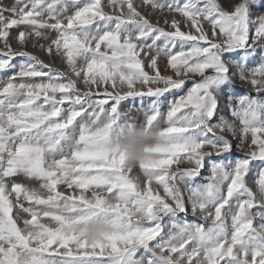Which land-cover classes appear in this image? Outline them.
I'll use <instances>...</instances> for the list:
<instances>
[{
	"label": "snow or ice",
	"instance_id": "6c2138e0",
	"mask_svg": "<svg viewBox=\"0 0 264 264\" xmlns=\"http://www.w3.org/2000/svg\"><path fill=\"white\" fill-rule=\"evenodd\" d=\"M16 4L0 8V72L11 73L0 81V264H264V167L258 191L245 179L253 162L264 166V49L248 67L264 45V15L250 11L257 0L232 11L218 0ZM141 7L170 15L171 30ZM45 33L55 35L32 47L66 70L23 50ZM237 52L238 61L225 58ZM236 80L257 95H227L229 116L217 120ZM175 89L184 94L162 111ZM145 97L144 123L122 120V102ZM229 136L247 154L212 163L208 182L196 185L206 157L231 152ZM189 211L206 223L179 219Z\"/></svg>",
	"mask_w": 264,
	"mask_h": 264
},
{
	"label": "rangeland",
	"instance_id": "374dc122",
	"mask_svg": "<svg viewBox=\"0 0 264 264\" xmlns=\"http://www.w3.org/2000/svg\"><path fill=\"white\" fill-rule=\"evenodd\" d=\"M218 2L221 4V7L223 10L225 11H232L233 7L240 3L241 0H218ZM134 3L139 4L140 0H134ZM14 6H18L16 4V0H0V8H7V9H11ZM105 11L106 12H111L112 9H109L107 6H105ZM139 11L142 12V14L146 15L149 20L154 24L157 25V22L159 21V24L157 26L159 27H165L166 30H171L170 28H167L166 25L164 24V19H171L172 17L170 15H168L167 13L161 15L159 13H156L154 11H152L151 9L145 8V7H141L139 8ZM250 11L252 12V18L255 20L256 17L260 16V15H264V3H259V0H257V5L256 6H251ZM4 15L6 17L12 18V13L6 11L4 13ZM177 19H180L182 21V18L177 17ZM21 28H23V26H21ZM181 28L184 31H188V28H186L183 24V22L181 23ZM20 29L17 28H13L10 30V36L11 37H15L18 33ZM205 30L208 31L210 33V27L205 23ZM54 33H45V37L44 38H36V37H32L30 36L29 39V43L28 45L23 49L26 50L30 53H32L33 55L38 56L41 60H43L45 63H52L54 67H56L59 70H66V67L63 63H61L59 60L56 61H52L50 60V58L43 52L41 51V49L39 47H32V44L35 43L37 45H47L50 42V39L52 37H54ZM223 38L222 37H218V42H222ZM150 42V41H149ZM160 44V46L162 45V42H158ZM12 47L14 50H21L19 48V46L17 45L16 41L13 40L12 41ZM179 46H177L178 49ZM256 51H255V55L253 57H250L249 59V63H248V67L252 68L257 66L260 62H261V50L264 49V45H255L254 46ZM3 50V45L0 44V51ZM241 57V53L237 52V53H232V54H228L226 55V59L230 60V61H238ZM15 64H17V66L19 65L20 61L17 59L16 61H14ZM159 63V67L161 69L162 72H164L165 69V58H161ZM11 73L8 72H0V81H5L7 79V76L10 75ZM165 75L170 74L168 72H164ZM198 79V78H195ZM190 86V83L189 85ZM80 90L83 91V85H80ZM186 90V89H185ZM184 91H181L179 89H175L172 90L169 93H166V100H164V98H162V100H164V102L161 105L162 111H166L167 110V106L168 103L171 102L174 99H177L179 96L183 95ZM231 94L232 96L239 98L242 95L245 94H249L253 97H255L257 95V93L248 85L245 84L239 80H236L234 82V85L232 87H225L222 94H221V98L219 101V105H218V111L216 114V119L218 120L220 117H224V116H229L230 113V108H229V103L226 99L227 95ZM264 98V97H262ZM151 103V98L150 97H145L143 99L140 98H136L134 101L133 100H127L122 102L121 106H120V110L122 112V120H125L126 122L129 123H133L135 124L137 127H139L141 124L144 123V115L143 112L145 110H147V108L149 107ZM230 118V117H229ZM230 142L234 145L233 149L231 150V152L229 153H224L221 156H216L213 155L212 157H206L205 158V167L201 170L200 174L195 178L194 183L196 185H202L204 183L208 182V177L210 176V172H211V165L212 163H223V164H230V163H234L237 159L243 158L246 154L248 150H244L242 151L240 148L235 147V145H237L238 141L237 139H235L234 137H227ZM175 165L173 166V169H175ZM180 169L183 170L186 167H188L187 164H181ZM264 167L260 164V162H253L250 172L248 173V175L246 176V184L247 186L252 189L253 191H258V185H256L254 183V181L258 178V173L261 170V168ZM136 171L138 172L139 170L136 169ZM15 181L17 183H21L26 187L29 188H39V182L35 181V180H29L23 176H18L15 178ZM181 188V192L183 194V196L185 197V199H187L188 197V190L185 187V185L183 183L178 185ZM62 190H64L65 192H67V189H64L63 186ZM162 191V190H161ZM235 206V202L233 203V207ZM14 216L16 215H20L18 213V210H14L13 213ZM179 219L182 221H187L190 223H206L205 221L202 220V218L197 217V216H193L191 214V212L189 211L187 214H180ZM165 223H167V219L165 220ZM254 226L258 227L259 226V220L257 219L256 221H254ZM166 233H167V229L165 231V233H162V235L165 236L166 238ZM159 239V238H157ZM144 253L141 251L137 254L138 258L140 256H143ZM106 258V256L104 257Z\"/></svg>",
	"mask_w": 264,
	"mask_h": 264
}]
</instances>
